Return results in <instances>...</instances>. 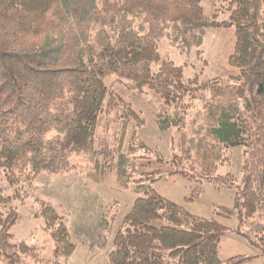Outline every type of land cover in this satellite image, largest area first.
I'll return each mask as SVG.
<instances>
[{
    "label": "trees",
    "instance_id": "obj_1",
    "mask_svg": "<svg viewBox=\"0 0 264 264\" xmlns=\"http://www.w3.org/2000/svg\"><path fill=\"white\" fill-rule=\"evenodd\" d=\"M202 1L0 0V169L9 183L22 186L42 172H70L78 168L76 157L87 163L89 178L102 179L111 167L120 173L122 155L113 162L111 150L102 143L95 147L100 115L121 101L104 82L115 75L176 104L163 122L181 131L172 174L233 187L234 176L215 171L228 161V148L244 145L241 223L264 246V0H233L229 21L220 23L216 15L205 16ZM218 26L235 27L229 65L236 76L185 83L182 68L171 61L153 75L159 41L183 55L193 48L200 55L205 30ZM197 101L200 108L184 132ZM40 203L52 256L13 243L18 213L10 209L0 213L3 264H62L74 254L63 218ZM224 231L217 221L192 215L149 189L124 216L107 264H247L244 256L220 261Z\"/></svg>",
    "mask_w": 264,
    "mask_h": 264
},
{
    "label": "rangeland",
    "instance_id": "obj_2",
    "mask_svg": "<svg viewBox=\"0 0 264 264\" xmlns=\"http://www.w3.org/2000/svg\"><path fill=\"white\" fill-rule=\"evenodd\" d=\"M202 7L206 17L216 15L214 20L220 23L229 21L235 3L233 0H203ZM235 42L234 26L206 29L200 55L194 48L183 55L179 48L161 40L158 61L151 64V72L155 75L162 62L171 61L182 68L185 83L194 78L203 83L236 76L238 70L229 65ZM104 82L121 101L117 109L108 112L105 107L100 115L95 147L102 143L111 150L113 162L117 161L119 153L122 155L117 167L120 173L111 167L104 169L102 179L89 178L90 170L84 167L87 163L76 157L72 160L78 167L75 170L64 174L42 172L30 183L14 186L9 183L7 173L0 169V196L8 199H0V213L10 209L18 213V220L11 229L13 243L26 242L42 257L52 256L53 243L44 231L41 216L40 202L44 201L63 218L71 241L76 245L69 261L63 260L62 264H107L124 216L136 198L153 189L188 213L215 220L225 227L218 245L222 263L235 256H244L249 259L247 264H264L262 241L241 223L240 199L248 157L244 145L228 148V161L215 171L216 176H234L233 187L172 174L176 169L173 161L181 131L163 122L173 116L176 104L166 103L148 86H137L115 75L106 77ZM193 105L183 129L187 133L195 110L200 108L198 101ZM130 109L136 117L129 113ZM154 224L160 226L161 222Z\"/></svg>",
    "mask_w": 264,
    "mask_h": 264
}]
</instances>
